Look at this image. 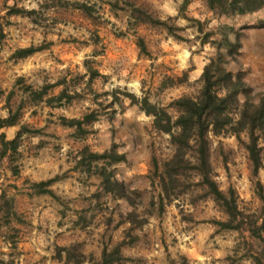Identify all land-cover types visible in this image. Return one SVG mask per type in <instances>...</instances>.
<instances>
[{"label":"rangeland","instance_id":"374dc122","mask_svg":"<svg viewBox=\"0 0 264 264\" xmlns=\"http://www.w3.org/2000/svg\"><path fill=\"white\" fill-rule=\"evenodd\" d=\"M132 1L147 3L162 19L171 16L168 23L183 27L177 32L184 39L159 25L134 24L122 2L113 7L109 0H0V116L6 117L9 109L18 114L19 123L0 129L6 140L19 136L16 151L0 155V218H7L4 198L16 212L1 229L0 258H8L10 251L3 236L15 235L18 264H74L59 250L63 246L83 253L82 264H88L89 256L98 259L103 247L116 245L125 259L114 264H253L244 254L249 242L259 248L258 240L247 231L214 224L212 219L226 215L202 190H188L161 213L157 205L150 206L158 193L150 184L151 158L161 163L173 146L166 133L153 127L152 116L120 92L146 95L163 106L179 95L195 94L220 37L215 32L206 38L204 32L226 24L240 32V53L226 64L246 87L237 98L257 100L264 93V6L224 14L210 10L204 0H189L185 6L183 0ZM76 3L92 7L90 15L75 8ZM10 6L36 11L31 17L8 14ZM184 16L200 20L203 31ZM139 36L149 56L139 53ZM29 45L42 48L12 57L15 49ZM86 66L100 75L88 80ZM183 72L188 78L181 84ZM58 80L44 97L64 88L70 100L53 105L34 101L25 89L30 85L38 90ZM112 93L119 100L103 108ZM88 108H98L100 115L83 125L85 134L62 124V116L81 117ZM85 145L92 151L123 153L125 160H97L85 171L77 162ZM209 155L220 188L232 186L239 206L257 213L260 200L243 145L233 135H211ZM103 168L112 171L118 184L110 191L101 180ZM54 176L49 185L54 195L31 187L32 181ZM258 178L264 183V166ZM120 190L125 197L118 196Z\"/></svg>","mask_w":264,"mask_h":264},{"label":"trees","instance_id":"16d2710c","mask_svg":"<svg viewBox=\"0 0 264 264\" xmlns=\"http://www.w3.org/2000/svg\"><path fill=\"white\" fill-rule=\"evenodd\" d=\"M109 1L113 7H118L119 2L129 7L134 24L159 25L174 38L184 39V36L177 32L183 27L175 23H168L171 16H167V19L158 17L156 10L149 9L147 3L140 2L138 4L132 0ZM188 1L183 0L182 6H185ZM204 2L210 10H218L224 14H244L264 6V0H204ZM74 7L83 9L88 15L91 13L92 7L87 4L76 3ZM35 11V9L10 6L7 13H21L31 17ZM184 17L198 23V30L203 31L200 20ZM215 32L220 33V37L215 40L216 50L213 55L208 57L202 68L199 77L200 86L195 94L179 95L169 101L166 106H163L158 102L150 101L146 95L138 98L129 92L120 93L130 99V104L138 105L139 109L146 115L152 116L153 127L161 133H166L168 141L173 146L170 155L165 157L161 163L156 156L151 158L150 184L152 187L158 188V193L157 199L152 197L150 206L157 205L158 213H161L167 204L188 190L195 188L202 190L201 195L209 196L226 215L223 220L212 219L211 221L220 228L244 230L248 232V236L256 238L259 242V248L254 247L255 245L249 242L244 255L248 256L253 264H264V183L258 178V171L264 166V142H262L264 140V93L257 100L248 97L242 101L238 100V94L245 92L246 87L240 75L229 69L226 64L228 61L236 60L240 53V32L231 25L222 24L216 29L206 30L204 37L207 38ZM230 35L233 37L231 38ZM2 36L1 30L0 37ZM136 44L140 54L149 56V51L140 36L137 37ZM41 48L42 46L34 45L20 47L12 52V57H26ZM86 62L85 60L84 63ZM86 70L89 76L88 80L100 75L97 70L89 66H86ZM187 78V73L183 72L179 78V83H185ZM59 83L61 82L58 80L52 84L44 85L38 90L31 89V86L28 85L25 89L28 91L31 100L44 99L47 104L53 105L60 103L63 99L68 101L72 98V95L66 92L64 88L57 94L44 97L48 87ZM1 93L2 90L0 89ZM111 95L112 98L103 108L109 107L116 100H119L115 94L112 93ZM94 103L98 106L102 105L101 102ZM167 108L174 109L175 114L168 112ZM99 115L98 108H88L81 117L66 118L62 116L61 121L64 125L75 127L76 132L80 131L85 134L87 130L83 125H88L97 120ZM16 124H19L17 113H12L8 109L6 117L0 116V129ZM211 135H233L245 148L250 163L254 192L260 200L257 213L245 212L239 206L238 194L232 186L223 190L218 185L209 158ZM242 135L244 136L242 137ZM18 138L19 136L16 135L13 139L6 140L4 132H0V155L4 156L8 151L15 152L18 146ZM97 160H105L110 163L125 160V156L123 153L115 152L112 149L102 152L92 151L85 145L80 150L77 162L84 165V170L89 172L91 164ZM14 172L17 173V171ZM112 175L111 170L106 173L103 168L100 171L102 183L105 189L109 191L118 185ZM56 179L57 176L46 180L32 181L31 187L37 193L54 195L49 185ZM3 195L2 193L1 196ZM118 196L125 197L124 190H120ZM4 203H6L4 217L7 218L6 220L0 218V234L2 227L9 223L8 217L16 216L10 199L4 198ZM0 209L2 208L0 207ZM3 237L10 251L7 253L8 258H0V264H18L16 257L18 240L15 238L16 236ZM59 250L65 251L66 260L72 261L74 264H82L83 253L74 254L71 252V247L65 246L60 247ZM123 259L125 258L121 253L120 245H116L111 249L106 246L103 247L98 259L89 256L87 262L88 264H114Z\"/></svg>","mask_w":264,"mask_h":264},{"label":"clouds","instance_id":"9594fccd","mask_svg":"<svg viewBox=\"0 0 264 264\" xmlns=\"http://www.w3.org/2000/svg\"><path fill=\"white\" fill-rule=\"evenodd\" d=\"M32 6H34V5H32Z\"/></svg>","mask_w":264,"mask_h":264}]
</instances>
